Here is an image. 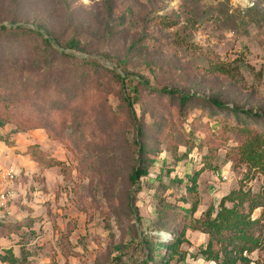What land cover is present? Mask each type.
I'll return each instance as SVG.
<instances>
[{
  "label": "rangeland",
  "instance_id": "rangeland-1",
  "mask_svg": "<svg viewBox=\"0 0 264 264\" xmlns=\"http://www.w3.org/2000/svg\"><path fill=\"white\" fill-rule=\"evenodd\" d=\"M58 1L45 10L38 1L28 0L22 17H17L14 24L5 13L0 16V24L32 27L44 20L54 33H61L71 22L70 32H79L80 39V49H72V53L86 54L106 68L120 63L128 76L122 86L112 73L99 67L104 83L91 94V124L83 139L78 132L67 140H51L42 129L15 132L13 123L0 129L9 140L15 136L17 147L12 149L14 159L7 160L19 172L14 183L17 199L8 218L19 219L28 212L41 218L35 223L36 236H28L26 245L34 262L137 264L147 253L139 243L141 238H147L152 246L168 242L170 230L179 227L168 216L174 217L179 209L182 212L181 208L188 206L195 195L199 198L195 215H199L209 205L217 206L229 190L241 187L251 194L264 192V170L232 151L237 142L229 133L217 147L215 141L206 144L205 136L215 140L212 133L221 131L219 120L207 109L197 108L182 119L176 100L159 92L166 87L195 94L197 100L214 97L229 108L252 112L261 127L264 0H257L251 9H246L247 0H66L70 14L54 5ZM181 4L194 8L191 16L195 26L187 41H177L185 36L183 13L179 14V25L164 29L157 24L160 16L180 12ZM108 6L112 7L110 18L106 16ZM57 38L61 44L66 40ZM38 41L35 35L18 40L5 38L0 43L1 62L13 53V58L29 68L37 55ZM58 63L65 67L64 60ZM219 64L236 71L235 77L218 73L215 66ZM139 77L148 81V87ZM133 94L137 96L132 105L135 117L123 99ZM232 119L226 121L232 124ZM137 125L142 126L144 134L140 139L146 149L142 159L154 161L149 176L139 180L138 187L128 179L141 157ZM202 140L204 145L200 147ZM34 142L61 165L42 168L20 152ZM5 145L10 146L0 141V152L6 150ZM208 162L216 169L204 168ZM196 171L194 194L186 190V184L187 175ZM156 175H160L159 183ZM165 212L168 216H161L164 227L158 228L159 214ZM251 217L260 221L256 234L261 244L244 254L251 264H264V207H257ZM185 236L187 241L180 246L184 259L170 264H214L199 253L207 240L206 233L187 228ZM17 238L0 227V252L13 244L18 252ZM65 239L74 253L66 251Z\"/></svg>",
  "mask_w": 264,
  "mask_h": 264
},
{
  "label": "trees",
  "instance_id": "trees-1",
  "mask_svg": "<svg viewBox=\"0 0 264 264\" xmlns=\"http://www.w3.org/2000/svg\"><path fill=\"white\" fill-rule=\"evenodd\" d=\"M27 1L0 0V16H3L4 13L9 15L10 22L14 24L17 17H22ZM36 1L43 9L47 10L54 0ZM256 2L257 0L253 6L246 9L253 8L257 4ZM54 5L57 8L63 7L66 14L71 13L66 0H59L58 4L54 3ZM179 10L181 11L174 15L160 16L157 24L164 29L179 25V14L183 13L185 23L182 30H184L185 36L177 41L184 39L187 41L195 26V18L191 16L194 8L187 4H181ZM111 15L112 7L108 6L106 16L110 18ZM41 21L43 22L34 23L32 27L18 24L10 27L3 23L0 24V43L5 38L18 40L34 35L39 38L38 52L29 68L25 69L24 62H20L19 58H13V53L8 54L5 63H2L0 58V129L7 123H13L15 132L42 129L51 140H67L75 132H78L83 139L91 124L88 120L90 105L93 103L91 94L104 83V77H101L102 72L99 71L101 65L86 54L77 56L71 52L72 49H80L79 32L74 30L73 34L72 31L70 32V25L73 26L71 22L67 27L61 29V33L55 32L57 36L50 29V23ZM56 36L66 40L61 44ZM9 50L13 51L12 48ZM59 60H64L65 67L59 65ZM68 66L69 69H66ZM112 66L113 68L101 67L112 73L115 81H119L122 86H125L124 77L128 74L124 72L120 63L114 62ZM215 69L218 73L228 76L235 77L237 74L236 71L223 64L215 66ZM139 81L148 87L147 80L139 77ZM134 92H137L136 87H134ZM159 92L176 100L182 119H186V114L190 110L197 108L204 111L207 109L209 115L219 120L222 129L220 132L212 133L215 140L210 136H205L206 144L210 145L215 141L217 147V144L227 139L226 135L229 133L237 142V146L231 148L232 151L239 153L240 158L246 159L251 166H259L264 170V114L262 117L260 116L263 125L259 127L253 118L256 115H253L252 112L238 107L229 108L214 97L197 100L195 94L166 87L161 88ZM134 94L132 97L123 96L133 117H135V112L132 105L134 99H137ZM230 118H233L232 124L226 121ZM135 128L139 137L137 140L138 153L141 157L138 159V164L131 169L128 179L131 184H136L138 187L139 180L149 176V167L154 161L142 159V155L146 152L140 141L144 135L143 128L140 125ZM204 140L199 144L200 147L204 145ZM0 141H4L10 146L14 144L13 140L3 137L1 133ZM25 153L42 168L61 165L60 160L48 155L37 143L29 144ZM229 157L236 158V156ZM203 167L216 169V166H212L211 162ZM167 171L170 172V170ZM198 172L187 175L189 183L186 184V190L189 193L196 194ZM155 179L160 180V175H156ZM261 193V195H259L260 193L251 194L249 190H244L241 187L229 190L221 196L217 206L209 205L199 215H195L199 204V198L195 195L188 206L181 208L182 212L180 209L176 210L174 217L168 216V212L159 214L158 219L161 224L158 228L164 227L163 219H161L162 214L174 218L176 223H179V227L170 230L171 238L168 242L156 243L155 246H152L147 238H141L139 243L147 248V253L137 264H170L172 260L182 261L184 255L180 246L187 241L185 236L187 228L208 235L205 244L199 247V253L206 260H210L214 264H251V260L244 252L250 254L261 244L259 235L256 234L260 221L258 218L251 217L257 207H264V192ZM159 200L161 199L159 198ZM165 206L169 207L170 204ZM40 219L29 212L26 216L16 220L0 219V227L5 230V233L8 236L16 235L18 237L15 243L19 247L16 253L12 246L3 248L0 252L1 263L38 264L33 261V254L26 245L29 243L28 236L32 238L36 236L35 223ZM64 243L66 251L70 252L71 244L66 239ZM67 252L63 251L65 255L69 254Z\"/></svg>",
  "mask_w": 264,
  "mask_h": 264
},
{
  "label": "built area",
  "instance_id": "built-area-1",
  "mask_svg": "<svg viewBox=\"0 0 264 264\" xmlns=\"http://www.w3.org/2000/svg\"><path fill=\"white\" fill-rule=\"evenodd\" d=\"M246 2V7H251L255 0ZM18 174L13 165L5 166L0 163V219H7L11 215V206L17 199L14 183Z\"/></svg>",
  "mask_w": 264,
  "mask_h": 264
},
{
  "label": "crops",
  "instance_id": "crops-1",
  "mask_svg": "<svg viewBox=\"0 0 264 264\" xmlns=\"http://www.w3.org/2000/svg\"><path fill=\"white\" fill-rule=\"evenodd\" d=\"M14 135H16V133H13ZM14 137L15 136H12V138L10 137V140H13L14 141ZM35 143V142H34ZM14 144H15V141H14ZM14 144L13 145H11V147L10 146H8V145H5L6 146V150H4V149H2V151L0 152V154H1V156H0V161L2 162V164L3 165H11L10 163L11 162H7V160L10 158V157H12V156H14V153H15V151L13 150L12 151V149H15V148H17L16 146H14ZM31 144V143H30ZM29 145V144H28ZM27 145V146H28ZM14 146V147H13ZM27 146H26V148H27ZM26 148H25V150H26ZM25 150L22 148V150H20V152H23V153H25ZM12 151V152H11ZM5 153V154H4ZM11 154H12V156H11ZM12 159H14L13 157H12ZM12 165H14L13 163H12ZM15 167V166H14ZM11 215H12V212H11ZM27 215V214H26ZM25 215V216H26ZM22 217H24V216H22ZM8 220H16L17 218H7ZM20 219V218H19ZM10 246H12V245H10ZM10 246H8V247H10ZM13 246H14V244H13ZM12 246V247H13ZM4 248H5V246H4ZM13 250H14V252H15V249L13 248ZM16 253V252H15Z\"/></svg>",
  "mask_w": 264,
  "mask_h": 264
}]
</instances>
